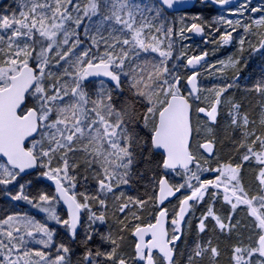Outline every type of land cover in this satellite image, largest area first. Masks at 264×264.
Listing matches in <instances>:
<instances>
[{
	"label": "snow or ice",
	"instance_id": "1",
	"mask_svg": "<svg viewBox=\"0 0 264 264\" xmlns=\"http://www.w3.org/2000/svg\"><path fill=\"white\" fill-rule=\"evenodd\" d=\"M16 3L0 14V99L20 129L0 140V264H219L222 239L227 264H264V67L240 70L245 45L264 58V0L180 27L184 0ZM206 32L238 45L210 88L209 53L183 44ZM234 89L259 98L255 115ZM141 162L142 194L121 191Z\"/></svg>",
	"mask_w": 264,
	"mask_h": 264
},
{
	"label": "trees",
	"instance_id": "2",
	"mask_svg": "<svg viewBox=\"0 0 264 264\" xmlns=\"http://www.w3.org/2000/svg\"><path fill=\"white\" fill-rule=\"evenodd\" d=\"M142 2L145 4H149L151 0H142ZM230 2H232L231 5L228 4L223 7L214 6L213 4H208L207 7H204L200 2H198V4L195 6L194 9H192L189 12H184L180 14L186 15L188 17V20H190V22H194L193 18L196 15H200L202 18L204 17L213 18V17H216L217 15H219L217 16L219 18L221 15H223L225 17L235 19L236 17L229 16V11L231 9H235L239 5L241 0H230ZM176 15L177 14L168 15V20L170 21ZM180 26H183V24L180 25L177 23V27H180ZM248 39L251 41L252 44H256L257 42L256 38H253L251 36H249ZM183 44L185 45V50L187 51L189 55H192V54L198 55L204 51H207L209 53L208 56L210 57V60L208 62V66L201 68L199 73L200 74L207 73L209 75V78L212 80V82H213V79L216 82H219L221 74L219 72H213L209 66L218 65L219 60H224L228 56H238V45L221 46L218 48L216 43L212 42V38L207 34V32L201 36H195L193 33H185V36L183 38ZM245 48H246V51L244 53V56H245V61H246L247 66H245V64H241L240 70L245 75L255 73L258 76L262 67H264V58H261L257 53H252L251 55H249L247 51V45H245ZM226 75L231 76L233 75V72L229 70L226 73ZM201 79H203V75H201ZM241 88H243V81H242ZM233 94L240 97V99L246 106V110L249 112L250 115H255L257 111V106L259 104L258 97H255V96L244 97L241 95L240 92H238L235 89L233 90ZM221 123H222V127L217 132V136L219 138L218 151H220L222 155H227L231 151L230 137L233 135V133L231 131H225L224 128L227 124L226 120H222ZM235 135H239V133H235ZM220 143H222L223 146L219 145ZM151 167L152 166L149 164H146L143 162L139 163L136 166L134 173H133V182L130 185L121 186L120 190L126 192L127 194H131V195L142 194L143 192L142 185L146 184L147 181L143 180V181H139V183H136V181L139 180L138 173H148V175H151V173L149 172ZM88 183L89 185H91L94 183V181L91 178H89ZM108 204H109V216L111 217L112 212L115 211V209L112 206L111 198L109 199ZM4 207L11 208V205L7 204L6 198L4 197L3 193H0V208H4ZM32 214L33 215L36 214L35 210H33ZM42 218H43V214L37 215V219H42ZM81 234H83V232H81ZM60 239H65V238L61 236ZM65 242H68V241L65 240ZM220 243L222 246V256L220 258L219 264H227L228 253L224 252L223 249L226 247H229L230 245L228 244L227 240H223V239L220 241ZM73 248L74 250L77 249L78 245H73ZM79 255L80 253L79 251H77V256ZM177 260L178 262L182 261V258L178 256Z\"/></svg>",
	"mask_w": 264,
	"mask_h": 264
},
{
	"label": "water",
	"instance_id": "3",
	"mask_svg": "<svg viewBox=\"0 0 264 264\" xmlns=\"http://www.w3.org/2000/svg\"><path fill=\"white\" fill-rule=\"evenodd\" d=\"M199 0H184L183 4H179L178 7L180 8L179 11L172 12L171 14H178L189 12L198 4ZM188 9L185 11L184 9ZM195 36H201L203 34H196L193 33ZM209 62L210 57L206 58ZM201 68L198 69L200 72ZM3 93H0V96H3ZM15 103H19V100H16ZM12 104L6 100L0 99V140L7 142L8 140L18 136L20 134V129L17 126L16 122L13 121L10 109L12 108Z\"/></svg>",
	"mask_w": 264,
	"mask_h": 264
},
{
	"label": "rangeland",
	"instance_id": "4",
	"mask_svg": "<svg viewBox=\"0 0 264 264\" xmlns=\"http://www.w3.org/2000/svg\"><path fill=\"white\" fill-rule=\"evenodd\" d=\"M232 2H230L229 5H231ZM220 7H223V6H220ZM5 10L16 11L17 10L16 0H4V1L0 0V14H3ZM17 15H18V11H17ZM217 16H219V15H217ZM217 16L213 17L212 19H218ZM174 18L176 19L177 23L180 25L185 24V23H192V22H190V20H188V17L186 15H183L180 13H178ZM105 35H107V33H105ZM181 71H184V69L181 68ZM200 75H203V79H201V80L203 81V83L206 87L210 88V87H212L213 82H216L214 79L212 82V80L209 78V75L207 73L200 74ZM197 215H199V213H197ZM241 215H243V214H241Z\"/></svg>",
	"mask_w": 264,
	"mask_h": 264
}]
</instances>
